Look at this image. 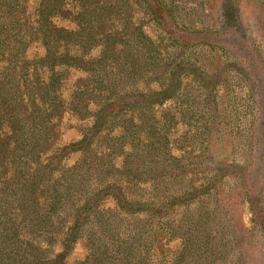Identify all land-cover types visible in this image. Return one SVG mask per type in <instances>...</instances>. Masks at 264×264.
<instances>
[{
  "label": "rangeland",
  "instance_id": "rangeland-1",
  "mask_svg": "<svg viewBox=\"0 0 264 264\" xmlns=\"http://www.w3.org/2000/svg\"><path fill=\"white\" fill-rule=\"evenodd\" d=\"M59 1L0 0V264H264V0Z\"/></svg>",
  "mask_w": 264,
  "mask_h": 264
},
{
  "label": "trees",
  "instance_id": "trees-1",
  "mask_svg": "<svg viewBox=\"0 0 264 264\" xmlns=\"http://www.w3.org/2000/svg\"><path fill=\"white\" fill-rule=\"evenodd\" d=\"M59 4L60 1L59 0H55L54 4H53V8L48 7V5H42V9L40 11V15L42 16V18H44L46 20H48V17L45 16H55L58 14L59 11ZM73 35V34H72ZM110 51V47L108 46H104L103 48V52H102V57L100 59V61L98 63H100V65L103 63V59L106 58L107 54ZM150 54V51H148ZM55 56L54 53H52L51 50L48 49V54H46L45 59L48 58L49 61H51V59H53ZM70 61V62H69ZM74 63V61H72L68 55H66L65 60H64V64L66 66H72V64ZM173 83V80L170 81V84ZM173 86V85H172ZM170 89L165 88L164 91L160 94L163 97H165V99L168 97L167 96V92H169ZM106 110L107 108L105 106H102L99 108V110L93 114L92 117V124L90 127L84 129L82 131V136L81 139L74 144L73 148H70L69 153L72 151H81L83 153L84 156H86L87 151L90 149L91 145L93 144V142H95V138L98 136L99 133L103 132V130H109V132H112V128L114 126L109 125L108 120L106 119ZM108 126V127H107ZM125 129V128H124ZM110 152H114L113 147H109ZM82 173H83V167L80 165L78 168H75L72 170L71 176H72V181H76L77 179L82 177ZM92 200L90 198H86L85 203L83 205V207L81 209L78 210H74L72 208V215H73V219L74 220V224H76V226L78 224L81 223V221L88 223V225H90V227H93L94 225H96V229L98 230L99 234H102V231H105V222L103 220H100L99 218L96 220L97 214H102V212L100 213L98 211V204L94 205L91 204ZM75 230V227L72 229H70V237L73 234V231ZM75 238V236H73V239ZM68 242L70 241L69 239L67 240ZM129 241L126 240L125 244H128L127 242ZM28 249L30 248H34L33 247V243H28L27 244ZM68 247V246H67ZM68 249V248H66ZM93 250L89 252V256H88V262L89 259L91 260V258L96 257L95 254L92 253ZM115 255L117 257H120V261L122 262L121 264H125L124 262H128L130 264V260H129V256L126 252H121V251H117L115 250V253L112 254V259L114 260ZM67 254L66 253H62L58 256H55L54 259H48L46 258L45 260H40L39 258L35 257V256H31L30 258H26L23 264H65V259H66ZM103 255L99 254L97 256V258L99 260H103ZM110 264H115L113 262H109Z\"/></svg>",
  "mask_w": 264,
  "mask_h": 264
}]
</instances>
